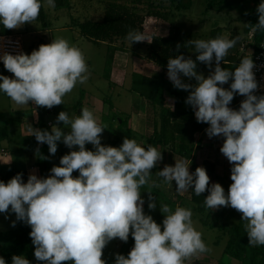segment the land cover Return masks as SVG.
I'll return each mask as SVG.
<instances>
[{
	"label": "clouds",
	"instance_id": "9594fccd",
	"mask_svg": "<svg viewBox=\"0 0 264 264\" xmlns=\"http://www.w3.org/2000/svg\"><path fill=\"white\" fill-rule=\"evenodd\" d=\"M45 4L56 6L55 0H45ZM43 6L41 0H0V24L8 30L33 24ZM256 11L258 23L252 31H264V0ZM125 39L130 45L152 41L136 30H130ZM239 39H230L226 34L188 42L198 53L196 61L210 69L215 61L214 71L207 78L196 71V61L184 55L169 58L167 63V76L173 86L189 91L185 103L195 110L197 122L210 125L206 129L209 138L224 137L220 151L232 164V183L227 194L219 183L209 187L210 177L204 167L190 172L183 160H175L174 166L165 165L158 175L169 185L175 181L176 191L181 194L192 189L201 196L207 191V209L231 207L241 213L248 244L255 247L264 246V95L254 94L259 85L251 56L242 58L234 71L221 67ZM0 60L14 76L0 75V92L19 107L30 102L48 109L59 106L63 97L77 84H85L90 75L82 50L62 37L41 44L30 55L5 52ZM182 75L194 78L196 84L185 83ZM230 79V89L222 87ZM234 94L246 97L239 110L229 107ZM56 119L57 124L62 122L68 129L67 133L57 125L50 132L30 126L29 132L38 143H46L52 155L61 140L69 149L78 146V150L62 156L60 166H53L46 178L30 174L24 183L22 174H17L7 183L0 181V213L10 210L18 221L31 227L29 235L38 261L106 264L103 249L115 238L126 243L130 234L134 247L127 257L116 254L115 264H184L191 257L210 251L194 226L190 209L176 206L172 211L169 205L161 204L163 230L144 212L140 189L149 184L151 170L162 161L161 151L151 145L142 147L127 137L120 147L102 145L106 126L87 107L74 117L61 111ZM89 143L94 151L86 149ZM74 171L79 175L74 177ZM150 187L158 185L153 182ZM147 192L148 208L154 210L152 192ZM15 223L12 222L13 227ZM0 264H6L3 257ZM12 264L30 261L13 255Z\"/></svg>",
	"mask_w": 264,
	"mask_h": 264
},
{
	"label": "rangeland",
	"instance_id": "374dc122",
	"mask_svg": "<svg viewBox=\"0 0 264 264\" xmlns=\"http://www.w3.org/2000/svg\"><path fill=\"white\" fill-rule=\"evenodd\" d=\"M137 1L138 6L136 7L140 10H143L145 14L148 11H161L163 14L168 13L169 15L168 20H164L162 18H157L154 16H145V27L143 26V30L141 33L148 36L149 38H151V36L167 35L173 28L175 29V27H178L181 32L188 35L191 39H202L207 41L210 38L212 30L221 28L222 35L227 34L230 39L235 38L236 36L240 37L235 47L229 50V52L232 51L233 53L237 51L239 57L238 59H240L239 61H241V59L245 56H251V58L253 56L255 44L254 32L252 30L250 33L246 32L247 25L240 22L239 17L241 16V14L247 13L249 7L252 6L256 2V0H192L191 7L187 10H184L181 6H179L178 1H175L174 3L171 2V0ZM132 2L133 0H116L114 4L120 3L121 5H131ZM257 2L261 3L262 0H257ZM70 3H73V10L71 8H50L45 4L44 0V8L46 10L47 20L51 26L50 32H41V34L33 32V28H35V26L43 30V26L40 21L35 22L36 24H31L30 26L29 24L25 23L20 28L13 29L14 33L25 35L28 47L26 50V54L30 55L33 50H38L41 44H49L56 37H62L67 39L72 45L80 48L86 58V62L90 72L87 82L85 84H77L71 93L66 94L63 97V104L52 107L51 109H53V112H51V110L48 112L47 120L51 121L53 125L61 127L62 130L67 133L68 129L64 127L62 122L57 124L56 118L61 111H67L70 117H74L81 113L80 111H82V108L88 104V99H91V97L97 98L101 101L107 100L106 109L109 110L110 107L113 106L111 107V109L115 113V116L112 119V116L114 115L112 111L108 112L109 115L106 114L108 115V118L105 119V123L103 122L104 126H108V124L113 123V130L112 132L104 131L102 133L101 144L104 145L110 140H124V138H126L127 136L119 127L118 119L120 117L128 119V116L130 115V105L128 104L130 102L129 95L131 94V91H129L128 87L131 84L130 80L127 84V87L125 88L110 85L107 77L110 70L109 55L111 47L109 45L95 44L83 38V36H81V34L77 31H66L62 29V27L69 26L71 17H77L81 20L91 19L102 21L105 15L104 4L96 0H70ZM226 3H233L234 6L232 8L221 10L223 5H225ZM148 5L150 7H148ZM27 27L28 29H26ZM139 43L142 54L148 55V47L146 48V46L150 45V43L148 41ZM119 47H121V44H119ZM191 55H194V52H192ZM200 64L201 65L196 68L197 72L198 70H201L203 72L205 71V74L209 76L208 72L210 74L211 71H214V60L211 69L204 63ZM128 70L130 77L132 71L130 72L129 68ZM1 75L8 76L9 78H14L11 72L3 68ZM0 83H2V81H0ZM222 87H225V89H230V87L225 84L222 85ZM1 93L2 92H0V94ZM143 104V108L137 109L138 117L135 122L132 124V122L129 121L130 123H128V126L132 129H135L134 131H136L137 133H141L142 136H140V138H136L135 140L140 146L147 147L149 144L148 140L154 134L156 126H159V117H157L159 115L158 112L156 115L155 111L153 110L152 104L149 101L145 100ZM8 105L9 103L5 101L1 95L0 117L3 115L2 112L6 110L9 115H15L12 114V110L9 111ZM15 127L16 126H11L10 140L12 141L10 142L16 150L18 149L17 145H22L25 142L30 146H32V144L33 146L35 145L34 138L24 141L20 134L12 133ZM1 140L2 139H0V143ZM223 142L224 141L221 140L219 143L223 145ZM2 146L3 145L0 146V150ZM57 146V152L54 155L51 154L50 157V163L52 167L60 166V159L62 156L70 153V151L78 150V146H74V148L69 149L67 146H65L62 140L57 142ZM85 147L87 150H95L93 145L90 143L86 144ZM177 148L178 150L180 149L179 143L177 144ZM195 148L196 143L193 144L194 151ZM158 149L159 151H161L163 159L156 165V171L151 170V174L153 175L155 184L158 185V187H155V189L163 193L164 196L159 197L152 194L154 202L156 203V208L154 210H151L148 208V190L141 188L140 191L141 196L145 201L143 205L145 214L151 215L153 219L161 225L163 230L162 222L165 217L164 214L160 211V205L165 204L167 201V205H169L172 211L175 210L176 206L188 208L192 211L190 206L191 189L183 194L178 193L176 191L175 181L172 182V185L167 184L164 181V178L158 175V172L163 170L165 165L174 166L175 160L185 161L186 164L189 165V171L192 172V162L196 161L197 159L196 162L201 164L205 161V158L202 155L201 157L196 156L195 159L193 156L191 159H187L180 155L178 150L174 151L169 147L163 148L162 146H159ZM21 151L22 150H19V152ZM224 168L225 170L223 171H217L216 169V171L213 173L207 171V174L210 177V183H219L224 188L225 194H227L229 186L232 183V180L230 179L232 164H229V171L226 170V167ZM78 175V171L73 172L74 177ZM13 214L15 215V213H12L11 211L10 213L7 212L6 217L11 218ZM192 214L194 226L198 231L202 233V239L204 240L210 251L207 253L195 255L189 260H186L184 264H247L245 261L234 260L231 257L224 255L228 244V237L220 232L217 228L219 224H238L242 221L241 213L237 212L231 207H221L218 210H212L213 216L210 221L212 224H216L214 228L205 226L198 218H196L193 211ZM216 217L218 218V220L215 219ZM129 247L130 242L125 243L119 238H115L110 241L108 245L103 249L102 259L106 261V264H115V255L122 254L127 257L126 254ZM0 257H3L1 249Z\"/></svg>",
	"mask_w": 264,
	"mask_h": 264
},
{
	"label": "trees",
	"instance_id": "16d2710c",
	"mask_svg": "<svg viewBox=\"0 0 264 264\" xmlns=\"http://www.w3.org/2000/svg\"><path fill=\"white\" fill-rule=\"evenodd\" d=\"M104 4L105 15L102 21L98 20H81L77 17H72V26L78 31L81 36L87 38L88 40L100 43H115L121 41L124 46L128 41L125 39L127 33L130 30H136L142 32L143 25L145 21V16H154L157 18H162L164 20L169 19L168 13L163 14L161 11H148L146 14L143 10H140L138 6V1L133 0L131 5L120 3L114 4L116 0H96ZM178 1L179 6L184 10L191 7L192 0H171V2ZM213 1V0H210ZM260 3L256 2L249 7L247 13L241 14L239 21L247 25L246 32L250 33L253 25L258 23V13L256 9ZM55 8H69L71 7L70 0H55ZM233 3H226L223 5L221 10L226 8H232ZM148 7H150L148 5ZM37 21L42 22L46 25L45 11L42 7L40 10L39 17ZM12 31L5 29L2 24H0V36L1 35H11ZM218 36H222V29L217 28L212 30L210 39H214ZM194 40L188 35L181 32L178 27L173 28L168 36H154L150 45H148V55L146 57L161 67L163 70H167V63L169 58H175L177 55H184V57L191 58L196 61V56L198 53L195 52V47L188 42ZM254 51L255 53L259 51L260 47L264 44V31L254 32ZM137 43V42H134ZM179 49L177 50V46ZM194 52V55L191 53ZM237 51L235 53L228 52L225 57L224 62H221V67L234 71V69L239 65ZM201 62L196 61L197 67H199ZM181 79L185 83L193 84L190 80L181 76ZM142 94L148 99V101L154 106L156 112L159 114L158 127L156 126L154 134L148 140V146L151 145L158 149L159 146L163 148H170L171 150H178L177 144L179 143V154L184 158L191 159L193 156V144L195 143V135L202 132L204 129L210 125L206 123H198L195 118V110L191 105L185 103L189 91L174 89L173 96L175 99L174 109L165 106L164 99V88L165 80L163 75L155 77H142ZM232 80L230 79L227 85L230 87ZM240 106H235L232 109L239 110ZM119 127L126 134L127 138L135 139L133 131L128 126V119L119 118ZM38 128L41 130L50 129L42 115H40L39 122L37 124ZM123 140H110L104 146L120 147ZM147 148V147H145ZM159 150V149H158ZM51 154L49 153L48 145L45 143L39 149L38 152V166L41 171L42 178L48 177L51 172L50 163ZM204 167L206 171L211 173L215 172V167L209 162L204 161L203 163H198L196 161L192 162V172H195L197 167ZM153 171L157 170L155 166ZM17 174H22V180L27 183V173L25 171H7L5 173V183H7L11 178ZM155 183L153 175L151 174L150 181L148 185L142 186L141 188L151 191L152 194L163 197L164 194L155 189V187H150L152 183ZM211 183H209V187ZM209 193L206 191L201 196H196L191 189V199L190 206L192 211L195 213L196 218H198L205 226L214 228L215 223H211V218L213 216L212 210L207 209L204 205V199ZM167 204V201L166 203ZM218 220V218H215ZM220 232L228 237V244L224 255L231 257L234 260L245 261L247 264H264V246H251L248 244V237L244 229V222L241 221L236 225L219 224L218 227ZM31 227H28L24 221H19V228L13 231L0 232V249L3 254V258L6 264H12V256L20 255L27 258L30 264H43V262L38 261L34 256L35 246L32 243L30 237ZM127 242H130V247L128 248L127 254L130 252L132 246H134V239L131 234Z\"/></svg>",
	"mask_w": 264,
	"mask_h": 264
},
{
	"label": "crops",
	"instance_id": "0c3cea01",
	"mask_svg": "<svg viewBox=\"0 0 264 264\" xmlns=\"http://www.w3.org/2000/svg\"><path fill=\"white\" fill-rule=\"evenodd\" d=\"M41 3L44 4V0H41ZM72 6H73V3H71V7L69 8L73 10ZM44 7L45 6H43V8ZM44 11H45V17H46V25L44 26L42 24L43 30L35 26V28H33L34 33L41 34V32L45 33V32L51 31L50 29L51 26L47 20L45 8H44ZM35 22H39V21L35 20L33 24H36ZM27 24H29V26L31 25L30 23H27ZM143 26L145 27V25ZM26 29H28V27ZM62 29L66 31L67 30L76 31L72 26V17H71L69 26L62 27ZM11 31H12V34H16L13 32V30ZM169 33L167 35H162V36H168ZM17 35H21V37L24 40L25 47L27 50L28 47H27L25 35L23 34H17ZM153 37L154 36H151V39H153ZM95 44L109 45L111 47V51L109 55L110 56L109 58L110 70H109V74L107 77L109 84L112 86L125 88L127 87L129 80L131 82L130 86H128L129 91H131L130 93L132 94V95L131 94L129 95L130 102L128 104L130 105L129 106L130 115L128 116V123L132 122L133 124L135 122V120L138 117L137 109L143 108L144 101L145 100L148 101L147 98L141 92L142 90L141 80H142V77L144 76L149 78V77L163 75L164 80H165V88H164V94H163L164 99H165V106L171 109H174L175 99L173 96V91L175 87L173 86L172 82L169 80L167 76V71L163 70L153 61L149 60L146 57V55L142 54V50L140 48L139 42L133 43L132 45H130L129 42H127L124 46H121V47H119V44L123 45L121 41H117L112 44L106 43V42H100V43H95ZM147 47L148 46H146V48ZM130 62L132 63V65ZM128 68L130 69V72L132 71L131 76H130L131 78L129 77ZM1 73H2V68L0 66V75ZM198 73H202L205 76V78L208 77L205 74V71L203 72L201 70H198ZM208 75H209V72H208ZM186 79L196 84V81L194 78L187 77ZM1 95H2V98L9 103L8 105L9 111L12 110L13 112L12 114H15V115L14 116L9 115L6 110L2 112L3 115L0 117V127H1L0 139H2L0 146L3 145L0 150V181L5 182V173L7 171H13V170L25 171L27 173V179L30 174H36L38 178H42L41 171L38 166L37 149H40L43 146V144L38 143L37 140L35 139V136L31 135V133L29 132V127L31 126L35 129H39L37 124L39 122L40 115H42L47 123L48 128L50 129L53 126V124L51 123V121L47 120V114L50 110L51 112H53V109H47L46 107H39V106L31 104V102L29 103V105L19 107L15 105L10 100V98L7 97L3 92L0 94V96ZM245 98L246 97L241 96L239 94H234V99L229 104V107L233 108L235 106H240L241 101L244 100ZM84 107H87L88 109L93 111L94 115L97 117L98 121L102 125H104L105 119L108 118V115H109L108 112L109 111L113 112V110L111 109V107L113 106H111L109 110L106 109L107 100L101 101L94 97H91V99H88V104ZM152 107L157 115L156 109L154 108L153 105ZM114 116H115V113L112 116V119ZM112 124H108V126H106L104 131L112 132L113 130ZM11 126H16L12 133L20 134V136L22 137L24 141L34 138L35 145L33 146L32 144V146H30L25 142L22 145H19V146L17 145L18 149L16 150L10 142L12 141L10 140ZM129 128L133 131L135 139L140 138V136H142L141 133H137L136 131H134L135 129H132L131 127ZM206 129H204L202 132H199L195 135L196 148L193 153L194 159L196 158V156L201 157L203 155L205 158V161H209L215 167V171L216 169L217 171L219 170L223 171L225 170L224 167H226L227 168L226 170L229 171L230 163L220 151V148L222 147V145L219 142L221 140L224 141V137L216 136V137L209 138V136L206 133ZM19 150H22V151L19 152ZM51 168H52V165H51ZM6 216H7V213H0V232L4 233V232L13 231V230L18 229L19 221L17 219L15 220V215L13 214L11 218L10 217L6 218ZM13 221L16 222L15 227L12 226ZM27 226L30 227L29 225Z\"/></svg>",
	"mask_w": 264,
	"mask_h": 264
},
{
	"label": "built area",
	"instance_id": "2783aa9c",
	"mask_svg": "<svg viewBox=\"0 0 264 264\" xmlns=\"http://www.w3.org/2000/svg\"><path fill=\"white\" fill-rule=\"evenodd\" d=\"M5 52L13 55L21 52L26 54L25 43L21 35L11 34L0 36V56ZM252 60L255 64L253 72L259 85L254 94L264 95V44L260 47L258 52H253ZM0 66L5 69L2 60H0Z\"/></svg>",
	"mask_w": 264,
	"mask_h": 264
},
{
	"label": "water",
	"instance_id": "95a60500",
	"mask_svg": "<svg viewBox=\"0 0 264 264\" xmlns=\"http://www.w3.org/2000/svg\"><path fill=\"white\" fill-rule=\"evenodd\" d=\"M133 247H134V246H132L131 249H132ZM131 249H130V250H131Z\"/></svg>",
	"mask_w": 264,
	"mask_h": 264
}]
</instances>
